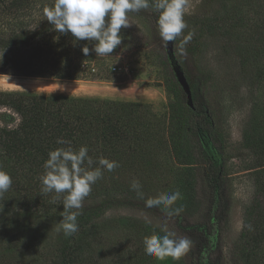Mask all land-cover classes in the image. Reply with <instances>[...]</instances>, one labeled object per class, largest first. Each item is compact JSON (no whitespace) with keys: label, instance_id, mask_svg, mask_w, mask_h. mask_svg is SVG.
Masks as SVG:
<instances>
[{"label":"trees","instance_id":"trees-1","mask_svg":"<svg viewBox=\"0 0 264 264\" xmlns=\"http://www.w3.org/2000/svg\"><path fill=\"white\" fill-rule=\"evenodd\" d=\"M209 2L205 0L202 15L190 17L195 29H199L197 37L224 38L252 89L264 87V0H236L231 10L218 5L209 9L206 6ZM53 3L54 0H0V76L68 81L109 79L108 57H98L91 51L85 56L81 49L85 45L91 49L92 43L84 40L74 43L71 33L56 31L46 20L44 8ZM155 18L157 23L158 14ZM123 44L124 39L116 49ZM185 77L193 109L187 107L174 77L165 86L179 104L176 111L171 109L175 129L168 131L167 140L174 157L183 164L195 166L197 150L209 162L207 214L204 222L192 229L205 239L200 255L206 258V264H219L209 261V253L214 251L213 242L217 241L220 225L229 210V183L223 159L220 158L218 167L213 164L202 148L199 134L210 141L218 156L224 152L222 136L210 103L211 82L207 72L199 70L197 76ZM258 113L249 119L241 138L243 148L252 151L255 157L249 169H257L253 172L257 197L249 205L244 223L251 225L252 230L246 227L241 235L246 236V244L253 246V254L264 247V110ZM157 123L159 119L151 106L137 102L0 91V169L12 178L9 190L0 195V264H19L14 260L19 247L5 236L12 230L26 234L54 233L52 247L45 248V255L38 258L40 264H120L123 257L112 260L110 255L109 263L105 260L107 255L102 251L105 240L99 237L104 230L101 222L106 213L115 209H138L148 214L163 211L147 208L145 200L134 197L130 188L121 189L128 175L144 169L154 156L151 142L155 137L159 143L161 138L152 131ZM186 127L188 135L184 132ZM58 138L70 141L77 150L87 146L94 161L105 157L119 163L112 172L104 170L102 178L92 185L77 217L78 231L67 237L62 229L58 230L64 210L63 195L52 203L57 194L43 193L40 181L49 151L67 146L57 144ZM194 199L180 206V214L172 217L179 220L189 216ZM121 224L134 226L128 220H122ZM257 259L253 261L264 264Z\"/></svg>","mask_w":264,"mask_h":264},{"label":"rangeland","instance_id":"rangeland-1","mask_svg":"<svg viewBox=\"0 0 264 264\" xmlns=\"http://www.w3.org/2000/svg\"><path fill=\"white\" fill-rule=\"evenodd\" d=\"M208 2L206 6L208 5L209 9L218 5L225 10H231L236 0ZM204 5L205 0H188L184 16L187 28L182 36L174 41L173 50L188 77L197 76L199 70L207 72L211 82L210 103L222 136L224 152L219 158L223 159L226 170L230 204L228 213L220 225L217 241L213 242L214 251L209 253V261L219 264H259L253 261L258 257L257 260L264 263V247L253 254V246L245 243L246 236H241L246 229L244 223L249 205L257 197L253 176L257 169H249L254 164L255 157L252 151L243 148L241 138L249 119L264 110V87H257L255 91L252 89L238 68L234 51L228 48L224 38L211 40L207 36L197 37L199 29H195L190 17L202 15ZM156 14L158 13L150 7L136 14H128L131 26L121 30L124 31V44L120 49H116L114 55L107 58L111 74L109 79L68 81L5 75L0 76V79H20L27 81V84L20 85L22 89L0 86V91L72 95L150 105L155 118L159 119L157 127L152 128V131L161 137L160 141L157 143V138H153L150 147L155 150L154 156L144 169L128 175L129 178L123 181L121 189L130 188L131 181L138 179L144 198H139L135 191H131L134 192L133 196L140 200L179 190L182 198L173 207L179 208L193 197L195 206L188 209L189 216L179 220L167 217L163 211L155 214L128 208L109 211L101 222L104 230L99 232V237L105 240L102 248L105 256L107 255L105 260L109 263L112 256V260H121L120 257H123L120 264H206V258L200 255L205 239L192 229V226L202 224L207 214L209 193L206 177L210 173V167L209 162L198 150L195 153V166L183 164L171 152L167 133L175 129L171 109L176 111L179 104L177 99L165 90L173 76L165 56V43L159 35ZM189 33H192V38L185 46L186 55H181L178 51L179 44L183 36ZM29 81L37 82L33 85L41 88L34 87ZM184 132L189 134L188 127ZM122 220H128L134 226L121 224ZM163 227L175 232L178 237L193 241L190 251L179 261L171 258L159 261L144 251L143 238L154 232L162 235ZM5 236L11 244L19 247L18 250L15 248L17 254L14 260L19 264H40L38 258L45 255V248L52 247L54 233L48 235L46 232L35 231L26 234L12 230ZM246 254L247 260L244 258Z\"/></svg>","mask_w":264,"mask_h":264},{"label":"clouds","instance_id":"clouds-1","mask_svg":"<svg viewBox=\"0 0 264 264\" xmlns=\"http://www.w3.org/2000/svg\"><path fill=\"white\" fill-rule=\"evenodd\" d=\"M149 7L158 13L157 27L165 45L182 36L187 28L184 16L188 0H54L51 6L44 8L43 14L56 31L62 34L71 33L74 43L81 40L92 43L91 49L87 45L81 49L85 56L91 51L98 57H110L122 44V28L131 26L128 14ZM191 38L192 33L183 36L178 47L181 55H186L185 46ZM56 143L67 146L49 151L43 164L44 172L40 176L41 190L45 194H57L52 198V203L63 195L64 210L58 230L62 229L67 237L78 231L77 217L81 214L84 199L92 191V185L102 178L104 170L112 172L119 167V163L105 157L94 161L88 154L87 146H80L77 150L70 141L62 138H58ZM11 185V176L0 169V195L8 191ZM130 188L139 198H144L138 179L131 181ZM181 198L182 194L177 190L172 193H159L155 197L147 198L144 203L147 208H161L171 218L182 211L181 208L173 207ZM246 227L252 230L251 225ZM161 232L162 235L154 232L143 238L144 251L148 256L159 261L166 258L179 261L190 251L193 244L191 239L178 237L167 227L161 228Z\"/></svg>","mask_w":264,"mask_h":264},{"label":"water","instance_id":"water-1","mask_svg":"<svg viewBox=\"0 0 264 264\" xmlns=\"http://www.w3.org/2000/svg\"><path fill=\"white\" fill-rule=\"evenodd\" d=\"M173 42H169L167 45H164V51H165V56L167 59V62L169 64L170 70L172 72V75L181 88L182 92L185 95L186 98V105L188 108L193 109V102H192V96H191V91L189 84L186 80V77L184 75V72L178 63L174 50H173ZM201 145L205 153L208 155V157L211 159L213 164L218 167L220 163V158L217 155V152L213 148L212 144L210 141L202 134H199Z\"/></svg>","mask_w":264,"mask_h":264},{"label":"bare ground","instance_id":"bare-ground-1","mask_svg":"<svg viewBox=\"0 0 264 264\" xmlns=\"http://www.w3.org/2000/svg\"><path fill=\"white\" fill-rule=\"evenodd\" d=\"M31 85L37 83V82H32L29 81ZM26 83L27 81H20V79H0V86L1 87H5V88H13V89H22L23 87H21L20 85ZM34 87H39L38 85H33Z\"/></svg>","mask_w":264,"mask_h":264}]
</instances>
